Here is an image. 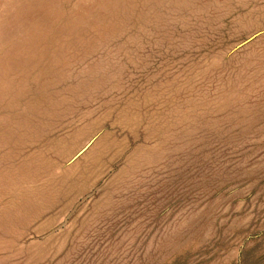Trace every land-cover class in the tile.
Here are the masks:
<instances>
[{
    "label": "rangeland",
    "instance_id": "rangeland-1",
    "mask_svg": "<svg viewBox=\"0 0 264 264\" xmlns=\"http://www.w3.org/2000/svg\"><path fill=\"white\" fill-rule=\"evenodd\" d=\"M0 264H264V0H0Z\"/></svg>",
    "mask_w": 264,
    "mask_h": 264
}]
</instances>
